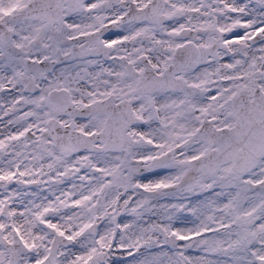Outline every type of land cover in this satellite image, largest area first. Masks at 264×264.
Here are the masks:
<instances>
[{
  "label": "snow or ice",
  "instance_id": "obj_1",
  "mask_svg": "<svg viewBox=\"0 0 264 264\" xmlns=\"http://www.w3.org/2000/svg\"><path fill=\"white\" fill-rule=\"evenodd\" d=\"M0 264H264V0H0Z\"/></svg>",
  "mask_w": 264,
  "mask_h": 264
}]
</instances>
